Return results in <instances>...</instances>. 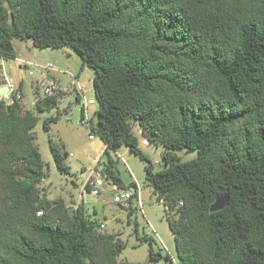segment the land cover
<instances>
[{"label": "trees", "instance_id": "obj_1", "mask_svg": "<svg viewBox=\"0 0 264 264\" xmlns=\"http://www.w3.org/2000/svg\"><path fill=\"white\" fill-rule=\"evenodd\" d=\"M15 38L71 47L94 70L91 134L106 154L126 145L147 161L180 264H264V0H0V59L16 57ZM61 93L38 95L36 110L0 99V264H150L120 262L118 232L39 188L36 111L57 108ZM135 123L165 147L164 168L142 152ZM50 148L69 174L67 153L51 139ZM182 149L197 156L181 161ZM106 172L134 188L131 209L137 184L125 186L112 165ZM220 196L227 204L211 211ZM159 257L151 248L150 260Z\"/></svg>", "mask_w": 264, "mask_h": 264}, {"label": "rangeland", "instance_id": "obj_2", "mask_svg": "<svg viewBox=\"0 0 264 264\" xmlns=\"http://www.w3.org/2000/svg\"><path fill=\"white\" fill-rule=\"evenodd\" d=\"M16 57L0 59L6 70L9 81L19 85L23 83L24 108L36 110L37 97L43 94L34 89L37 82H48L42 78L48 72L58 69L61 74L62 86L68 91L62 92L57 108L39 112L37 125L34 128L35 143L39 147L45 163L46 178L39 185L42 192L47 193L50 199L64 198L66 203L76 209L82 205L85 212L92 218H99L105 224V231L118 232L125 242V248L118 256L120 262H141L150 264H180L177 255L176 242L172 232L168 215L163 201H158V193L146 180L145 167L147 161L132 152L128 146L122 145L115 152L105 153L106 143L97 134L90 138V124H80L81 106L89 99H95L93 77L94 70L88 66L82 67L81 57L71 48H38L31 39L15 38L13 40ZM28 62L34 63L27 70L20 68ZM52 63L54 69L45 71L43 64ZM30 70L32 73L30 74ZM80 86H77V84ZM76 88V89H74ZM79 94L81 101L76 100ZM97 103L89 105V110L97 109ZM60 113L59 119L52 123L50 132L45 131V118ZM96 124V118H93ZM132 131L140 140V148L147 155L157 171L164 168L163 145L142 144L143 135L139 125H132ZM50 139L56 143L62 153H67L66 162L70 166V173L65 174L56 166L51 148ZM181 161H187L197 156V151L186 149L177 150ZM112 161V162H111ZM112 165L116 173L123 180L125 186L135 182L140 189L142 206L134 199L132 209L114 201L117 186L112 180H106L99 195H93L86 189V184L93 177L90 168L102 171L105 166ZM95 178L98 177L96 174ZM124 189V188H123ZM134 191V188H126ZM131 212V213H130ZM149 239H152L150 243ZM160 254L159 260H150V249ZM169 254L171 260L166 261Z\"/></svg>", "mask_w": 264, "mask_h": 264}, {"label": "built area", "instance_id": "obj_3", "mask_svg": "<svg viewBox=\"0 0 264 264\" xmlns=\"http://www.w3.org/2000/svg\"><path fill=\"white\" fill-rule=\"evenodd\" d=\"M34 63L32 62H28L24 65L27 70V68L29 66H33ZM43 69L45 71H50L53 70L55 67L52 63H46L42 65ZM32 73V70H30V74ZM47 77V75H46ZM44 80V79H43ZM0 83H4V85H6L7 90L3 91V93L0 92V99H4L6 101H12L14 98L18 101L23 102L24 101V94H23V89L21 88V85H17L12 81H9L6 77V70L4 68L3 63H0ZM77 86H80V84L78 83ZM38 90L40 93L43 94V97L45 96H52L58 93H61L62 91L67 90V87H63L61 82L55 78H49L48 77V82L44 83H40L38 82V86H37ZM1 88V86H0ZM42 97V96H41ZM96 100L91 98L88 100V102L83 103V105L81 106V114L83 115L82 119L80 120V124L84 125V124H90V126H92V122H91V112L89 110V105L95 104ZM90 138H94V134L90 133ZM142 144L144 145H149L148 140L144 139L142 141ZM89 171L92 174V178H93V184L91 187V193L93 195H99L102 193V189L103 186L105 184V181L107 180V172H106V166L104 168V170L102 171H98L95 169L90 168ZM98 176L95 178V175ZM117 186V185H116ZM116 193L114 194V201L122 204L124 206H130L132 197L134 196V192L135 191H130L128 189H123V188H119L117 186ZM138 196H137V202L139 203L140 206H142V201H141V195H140V189L138 190ZM43 211H39V214H42ZM100 228L102 230L105 229V224L103 222H101L100 224Z\"/></svg>", "mask_w": 264, "mask_h": 264}, {"label": "crops", "instance_id": "obj_4", "mask_svg": "<svg viewBox=\"0 0 264 264\" xmlns=\"http://www.w3.org/2000/svg\"><path fill=\"white\" fill-rule=\"evenodd\" d=\"M0 63H3V62H0ZM4 65V64H3ZM20 68H22V69H24V70H26V68L24 67V66H20ZM52 71V70H51ZM64 71L63 70H61V69H58L57 67H56V69L55 70H53L52 72H48V75H47V77H44V78H42V79H48V77L49 78H55V79H57V80H60L61 82H63V78L61 77V74L63 73ZM44 75L46 76V74L44 73ZM20 85L22 86V89H23V83L21 82L20 83ZM0 86H1V88H4V87H6V85H4V83H0ZM38 86V82L36 81V83H35V86H34V89L35 90H37V87ZM67 88L69 87V86H66ZM74 89H76V88H74ZM66 91H68V90H66ZM113 182V181H112ZM114 183V182H113ZM115 184V183H114Z\"/></svg>", "mask_w": 264, "mask_h": 264}, {"label": "water", "instance_id": "obj_5", "mask_svg": "<svg viewBox=\"0 0 264 264\" xmlns=\"http://www.w3.org/2000/svg\"><path fill=\"white\" fill-rule=\"evenodd\" d=\"M7 88H0V92L3 93V91H6ZM10 110V107L8 108ZM228 196H220L219 198H217L211 205V211H216L219 210L221 208H223L227 202H228Z\"/></svg>", "mask_w": 264, "mask_h": 264}]
</instances>
